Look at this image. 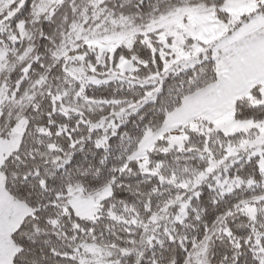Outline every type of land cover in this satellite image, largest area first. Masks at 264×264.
<instances>
[{"label":"snow or ice","instance_id":"6c2138e0","mask_svg":"<svg viewBox=\"0 0 264 264\" xmlns=\"http://www.w3.org/2000/svg\"><path fill=\"white\" fill-rule=\"evenodd\" d=\"M0 264H264V0H0Z\"/></svg>","mask_w":264,"mask_h":264}]
</instances>
